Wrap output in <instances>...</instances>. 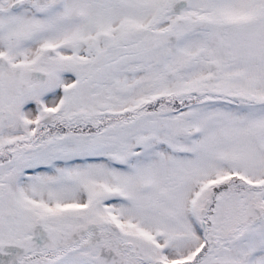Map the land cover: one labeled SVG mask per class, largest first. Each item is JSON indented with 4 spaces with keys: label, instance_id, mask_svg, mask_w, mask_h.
Segmentation results:
<instances>
[{
    "label": "snow or ice",
    "instance_id": "6c2138e0",
    "mask_svg": "<svg viewBox=\"0 0 264 264\" xmlns=\"http://www.w3.org/2000/svg\"><path fill=\"white\" fill-rule=\"evenodd\" d=\"M0 264H264V0H0Z\"/></svg>",
    "mask_w": 264,
    "mask_h": 264
}]
</instances>
